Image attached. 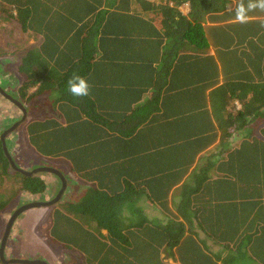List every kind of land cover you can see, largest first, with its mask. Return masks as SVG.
Returning <instances> with one entry per match:
<instances>
[{
  "label": "trees",
  "instance_id": "trees-1",
  "mask_svg": "<svg viewBox=\"0 0 264 264\" xmlns=\"http://www.w3.org/2000/svg\"><path fill=\"white\" fill-rule=\"evenodd\" d=\"M185 3L189 10L184 15L179 7ZM248 3L0 0L3 19L33 41L17 68L23 77L21 98L31 102L50 94L51 105L65 120V125L54 120L28 124V144L44 157L69 161L71 169L88 183L80 187L78 202L54 212L50 230L54 242L80 253L84 264H165L162 253L178 245L180 249L182 238L186 244L194 243L190 236L184 237L183 224L175 222L174 213L169 212L173 219L163 224L149 221L140 212L141 188L135 186L141 182L136 177L142 169L148 200L165 207L168 199L160 179L165 174L160 175L156 164L169 160L167 155L174 156L177 144L193 151V157L215 142L217 133L200 123H179L191 119L181 111L180 102L189 103L190 98L189 104L200 108L199 113L218 112L220 124L222 119L230 121L225 115L235 108L234 100L240 108L233 126L242 127L249 117L264 118V10L249 11ZM241 4L243 22L236 16ZM209 48H214L215 55L207 53ZM106 72L113 76L106 77ZM73 73L87 79V97L77 98L67 91ZM219 78L222 83L217 86ZM197 87L202 92L214 89L207 99L198 95ZM29 89L34 91L28 94ZM148 90V101L133 107ZM107 97L124 100L104 101ZM102 110L106 117H101ZM231 122L220 127L221 139L229 136ZM103 129L106 135L100 134ZM172 130L179 137L170 139ZM224 154L226 160L219 169L229 176L223 177L228 185L221 192L224 196L214 199V206L209 199L203 212L196 210L194 217L199 225H236L241 218L230 209L235 199L240 200L242 225L262 222L263 242L253 245L251 253L264 264V127L261 138L252 135ZM187 166L180 174L186 173ZM10 169L0 142V184L5 178H15L19 185L9 195L0 194V213L17 190L36 195L46 189L36 176L10 173ZM196 177L201 188L206 179ZM188 200L185 197L175 207L178 213L186 209ZM183 218L188 220L186 214Z\"/></svg>",
  "mask_w": 264,
  "mask_h": 264
},
{
  "label": "crops",
  "instance_id": "crops-1",
  "mask_svg": "<svg viewBox=\"0 0 264 264\" xmlns=\"http://www.w3.org/2000/svg\"><path fill=\"white\" fill-rule=\"evenodd\" d=\"M179 10L185 15L189 10L188 4H182L179 7ZM214 52V48H209V50L207 51V53L212 56L215 55ZM217 68L220 69L219 64ZM103 75H105L106 77H110L112 75V72H106ZM191 83L190 86L194 87L193 82ZM221 83V78L217 79L216 85L219 86ZM109 87L110 86L108 85L106 87V90L108 92L110 91ZM114 87L115 90L119 91L120 87L118 85H115ZM213 89L214 88H209L205 92H202L201 88L197 87L196 92L200 97L203 96L208 99V96ZM192 90L193 89H190L181 93V97L182 95L189 94ZM33 91L34 89H29L28 94L32 93ZM150 93L151 90L143 93L141 95V98L139 99V102L133 104L132 106L135 107L139 104H142L143 102L148 101ZM50 96V94H45L37 98L41 99L40 103L37 104L38 106L34 111V120L30 121L28 124L32 122L54 120L61 123L62 125H65V120L62 113H60L55 106H52V103H49L51 102ZM103 100L110 101L124 99L120 97L117 99L107 97ZM189 100V103H192V100L190 98ZM46 101L47 104L45 103ZM233 102H235V108L233 110L229 108L228 112L230 116L225 115L227 116V119H230V121L225 123L222 119L221 124L218 112L214 113L208 110V115H206L205 113H199L200 108L195 106V104L191 105L188 102H184L183 104L180 102L181 111L184 110L187 115H191V117H189L191 119H186L184 122L182 120L179 123H184L186 126H194L196 123H200L203 129L215 131L217 133V137L215 142L209 145L202 152L196 153L193 157L191 156L193 151L178 146L177 144L176 151H174V156H172V154L167 155V157L170 158L169 160L163 161L164 163L161 162L156 164L160 169V175L165 174L164 178H160L163 179L165 186L163 192L164 197L168 199V204L165 205V207L161 206L158 202H150L148 200L149 198L145 193L148 192V189L144 184H142V182L147 181V178L143 177L144 173H142V169H140V174H138V176L136 177L139 178V181L142 185L141 186L136 183L135 186L137 187V189L141 188L140 193L142 195V200L137 204V206L141 208L140 212L149 221L160 220L162 223H165L168 218L173 219L169 212L174 213L175 222L180 221L183 224L182 227L184 229V237L190 236L191 239L194 240V243L189 242L186 244L185 240L182 238L180 249L178 245L173 248L171 252L162 253L161 256L163 258V263L165 264H186V262L188 264H200L201 262H211L213 264H261L260 261L256 260L254 253H251V250H254L253 245L255 247V245H259L263 242V238H260L259 234V230L263 227V225L262 222H260L259 225H242L243 221L241 215L244 214L241 209L242 202H239L240 200L235 199L233 205L231 206L232 209H230V211L232 210V213H234L235 215H239L241 218L239 221L235 222L236 225H225L226 227H224L223 225H199L197 222L198 220L194 217L196 210L199 209V211L203 212L202 208L208 205L207 201L209 199H211L212 201L211 205L214 206V199H219L221 196H224V194L222 193L228 185L226 184L227 181H225L223 177L225 178V176L227 175L224 176V174H222L219 169L221 161L225 163V151L231 152L237 149L244 140H251L254 131L259 134L263 133V117L257 120H252V118L249 117L242 127L238 126V124H234L233 126V118L236 111L240 108V104L238 102H236L235 100ZM205 109L206 108H204L203 110ZM105 113L103 114L102 110L101 117H106ZM195 117L198 118L195 119ZM230 122L231 124L229 125L226 132L229 133V136L221 139L220 127H224ZM107 133L108 131L105 129L100 130V134L102 135H106ZM169 136L170 139L179 137L177 135V132H175L174 130L170 131ZM35 152L40 157L47 158L40 155L36 150ZM61 159H56L57 163L65 166L68 170V173H70V175L73 176L74 179H78L80 181L79 184L81 183V186H88V183L80 179V177L71 169L70 162ZM184 165H188L189 167L187 166L188 168L187 171H185L186 173L182 175L180 174V171H183L182 169H184ZM148 172H150V168ZM220 173L222 174V177L221 175H219ZM160 175L158 174V176ZM158 176H155L154 178L156 179ZM196 176L200 177L201 179H206L204 186H201V188L198 186V184H196V181L198 179ZM149 178L150 180L152 179L151 177ZM160 179H157V182H159ZM185 197L189 199L186 209L181 210L178 213L175 207L179 208L182 200L185 199ZM216 204L219 203L217 202ZM184 214H186L188 217L187 221L183 218ZM176 219H178V221ZM249 219H251V216L247 220Z\"/></svg>",
  "mask_w": 264,
  "mask_h": 264
},
{
  "label": "rangeland",
  "instance_id": "rangeland-1",
  "mask_svg": "<svg viewBox=\"0 0 264 264\" xmlns=\"http://www.w3.org/2000/svg\"><path fill=\"white\" fill-rule=\"evenodd\" d=\"M32 45L33 41L27 38L24 33H21L15 24H11L10 21L3 19L0 15V86L11 97L21 102L28 115L25 123L7 135L5 141L11 157L19 168L26 171L42 166L59 169L66 176L67 189L61 200L56 204L46 208L29 210L17 217L6 242L4 255L8 259H40L46 261L48 264H84L80 253L66 248L62 244H57L50 234L52 215L56 210H64L62 208L63 205L78 202L79 197L77 193H79L81 183L79 184L80 181L74 179L68 173L65 166L58 164L57 160L42 158L36 154L27 141L26 126L30 121L34 120V111L41 99L27 102L25 98H21L19 87L23 83V77L18 73L17 68L24 50ZM45 103L47 104V101ZM21 117L22 113L20 110L10 101L0 96V134L20 120ZM252 135L257 139L261 138V134L256 131ZM35 176L46 185L42 197L39 199L40 195H31L25 191L19 192L17 190V196L0 213V241L7 221L20 205L34 200L49 201L57 194L59 182L54 175L38 173ZM18 187L19 185L15 178H5L3 183L0 184V194L6 193L9 195Z\"/></svg>",
  "mask_w": 264,
  "mask_h": 264
},
{
  "label": "water",
  "instance_id": "water-1",
  "mask_svg": "<svg viewBox=\"0 0 264 264\" xmlns=\"http://www.w3.org/2000/svg\"><path fill=\"white\" fill-rule=\"evenodd\" d=\"M0 96H2L3 98L7 99L8 101H10L13 105H15V107H17L20 112L22 113V117L20 120H18L17 122H15L13 125H11L8 129H6L5 131H3V133L0 135V142L2 145V150L3 153L7 159V161L9 162V166L10 168L14 171V172H18L24 176H33L35 174L38 173H49V174H53L57 177V179L60 181L61 183V188L58 191L57 195L50 201H46V202H28L25 204L20 205L10 216L9 220L7 221L6 225H5V229L1 238V242H0V263L1 264H48L46 261L40 260V259H33V260H29V259H17V258H11V259H6L5 258V245L7 242V239L9 237L10 231L12 229V226L15 222V220L17 219V217H19L21 214L25 213L26 211L32 210V209H37V208H43V207H50L52 205H54L55 203L59 202V200L61 199L62 194L65 191V187H66V180H64V175L61 173V171L53 168V167H49V166H43V167H37L34 168L32 171H25L22 170L21 168H19L16 163L14 162V160L11 158L9 152L7 151V147L5 144V137L9 134L12 133L17 127H19L21 124L25 123L26 118H27V111L25 109V107L21 104V102H19L18 100L14 99L13 97H11L8 93H6L4 91V89L0 86Z\"/></svg>",
  "mask_w": 264,
  "mask_h": 264
},
{
  "label": "clouds",
  "instance_id": "clouds-1",
  "mask_svg": "<svg viewBox=\"0 0 264 264\" xmlns=\"http://www.w3.org/2000/svg\"><path fill=\"white\" fill-rule=\"evenodd\" d=\"M259 8L260 10H264V0H249L247 5V10H254ZM245 11L243 5L241 4L237 8L236 16L237 19L243 22L242 13ZM67 91L74 97H87L90 92V85L87 79L77 73H73V75L67 81Z\"/></svg>",
  "mask_w": 264,
  "mask_h": 264
},
{
  "label": "flooded vegetation",
  "instance_id": "flooded-vegetation-1",
  "mask_svg": "<svg viewBox=\"0 0 264 264\" xmlns=\"http://www.w3.org/2000/svg\"><path fill=\"white\" fill-rule=\"evenodd\" d=\"M4 131H5V130H4ZM2 133H3V132H2ZM2 133H1V134H2ZM1 134H0V135H1ZM9 134H10V133H9ZM9 134H8V135H9ZM5 144H6V141H5ZM6 147H7V151L9 152V149H8L7 144H6ZM9 154H10V152H9ZM10 156H11V154H10ZM11 158H12V157H11ZM12 159H13V158H12ZM42 167H43V166H42ZM35 168H37V167H35ZM33 169H34V168H32L30 171H32ZM22 170H23V169H22ZM57 170H59V169H57ZM12 171H13V170L10 169V173H12ZM25 171H26V170H25ZM27 171H29V170H27ZM30 171H29V172H30ZM59 171H61V170H59ZM61 173L64 175V180L67 181L65 174H64L62 171H61ZM35 175H36V174H35ZM35 175H33V176H35ZM52 175H53V174H52ZM54 176H55V175H54ZM55 177H56V176H55ZM56 180H58L57 177H56ZM58 182H59V189H58V191H59L60 188H61V183H60L59 180H58ZM66 189H67V184H66L65 190H66ZM64 192H65V191H64ZM57 193H58V192H57ZM31 195H32V194H31ZM36 195H40V196H39V199H40V197H42L43 193H42V194H36ZM56 195H57V194H56ZM56 195H55V196H56ZM63 195H64V193L62 194L61 198L63 197ZM55 196H54V197H55ZM51 200H52V199H51ZM60 200H61V199H60ZM60 200H59V201H60ZM49 201H50V200H49ZM32 202H33V201H32ZM34 202H46V201H44V200H41V201H40V200H34ZM55 204H56V203H55ZM40 208H41V207H40ZM44 208H46V207H44ZM7 240H8V239H7ZM0 242H1V241H0ZM5 248H6V245H5ZM5 258H6V257H5ZM6 259H8V258H6Z\"/></svg>",
  "mask_w": 264,
  "mask_h": 264
}]
</instances>
